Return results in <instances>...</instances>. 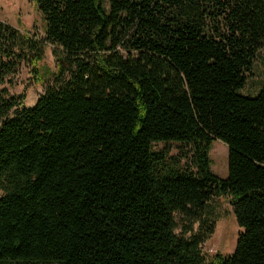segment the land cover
<instances>
[{
  "label": "trees",
  "instance_id": "16d2710c",
  "mask_svg": "<svg viewBox=\"0 0 264 264\" xmlns=\"http://www.w3.org/2000/svg\"><path fill=\"white\" fill-rule=\"evenodd\" d=\"M34 1L43 38L0 21V83L55 59L32 107L0 94V264H264V81L241 94L264 0ZM170 142L184 168L153 150ZM225 196L241 232L206 258Z\"/></svg>",
  "mask_w": 264,
  "mask_h": 264
},
{
  "label": "rangeland",
  "instance_id": "374dc122",
  "mask_svg": "<svg viewBox=\"0 0 264 264\" xmlns=\"http://www.w3.org/2000/svg\"><path fill=\"white\" fill-rule=\"evenodd\" d=\"M0 21L22 33H34L39 38L44 37L43 16L34 0H0ZM54 70L55 59L51 46L47 45L37 73H33L29 64L21 63L15 73L0 83V94L6 97H21L25 107H32L44 93L45 86L52 81L50 74ZM245 76L246 83L241 94L254 96L264 81V51H260L253 59L251 68ZM153 150L160 152L168 164L177 168H184L190 157L189 148L182 143H155ZM210 159L212 172L220 178H226L227 147L222 142L213 141ZM230 200L228 196L213 198L208 204L207 212L213 223V232L201 245V251L206 258L216 254L226 257L235 249L241 229L236 224ZM175 220L177 223L175 233L183 235L184 226L188 224L179 215H175ZM192 228L196 231L197 224L195 223Z\"/></svg>",
  "mask_w": 264,
  "mask_h": 264
}]
</instances>
